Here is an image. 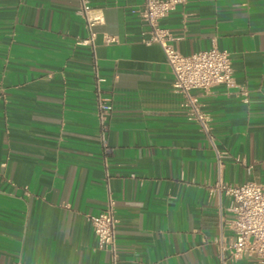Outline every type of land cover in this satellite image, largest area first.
Here are the masks:
<instances>
[{
	"label": "crops",
	"instance_id": "0c3cea01",
	"mask_svg": "<svg viewBox=\"0 0 264 264\" xmlns=\"http://www.w3.org/2000/svg\"><path fill=\"white\" fill-rule=\"evenodd\" d=\"M90 1L103 16L94 49L78 44L77 0H0V264H112L89 220L108 192L118 264H221L233 235L218 184L264 186V0H188L161 20L183 55L228 50L250 91L200 94L211 138L186 116L161 47L144 42L141 0ZM96 71L113 105L109 155Z\"/></svg>",
	"mask_w": 264,
	"mask_h": 264
},
{
	"label": "built area",
	"instance_id": "2783aa9c",
	"mask_svg": "<svg viewBox=\"0 0 264 264\" xmlns=\"http://www.w3.org/2000/svg\"><path fill=\"white\" fill-rule=\"evenodd\" d=\"M77 1V13L83 19L88 33V37L79 40L78 44L89 45L94 49L97 37L96 26L103 21V16L93 8L90 0ZM187 1L141 0L137 14L149 34L144 42L159 45L165 54L166 61L173 71V91L182 96L186 116L189 120L198 123L202 132L211 138V120L203 109L200 94L217 86L237 87L243 100L247 102L250 91L247 87L236 84L233 60L228 50L212 47L190 55H183L175 48L176 37L169 28L161 25V20L179 6H184ZM112 41L113 38L106 37L107 43ZM95 77L101 143L105 155H109L112 153V147L109 144L107 133L113 105L109 98L102 95L101 84L105 79L97 71ZM224 157H226L225 154L218 152L220 163ZM216 189L230 198V205L227 209L229 217L224 219V224L233 235L232 242L224 247L221 264H226V251L234 257L250 254L259 264H264V186L256 182L240 185L220 183ZM89 220L98 241V248L109 250L112 264H118L117 227L119 219L116 214V201L110 192H108L105 208L99 214L91 215Z\"/></svg>",
	"mask_w": 264,
	"mask_h": 264
}]
</instances>
